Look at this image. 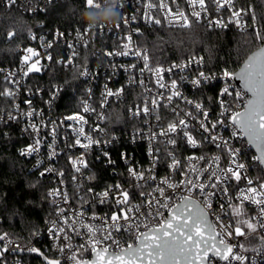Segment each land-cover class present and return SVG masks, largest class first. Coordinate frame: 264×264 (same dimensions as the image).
Returning <instances> with one entry per match:
<instances>
[{"label":"snow or ice","instance_id":"obj_1","mask_svg":"<svg viewBox=\"0 0 264 264\" xmlns=\"http://www.w3.org/2000/svg\"><path fill=\"white\" fill-rule=\"evenodd\" d=\"M106 0H84V7L88 11H102ZM119 13L120 21L128 28L125 35L120 37L119 50L106 51L107 57L133 56L142 66L137 63L129 65L110 64L113 74L122 70L128 74L127 86H136L144 90L140 102L133 108H129L131 118H143L147 132L137 128L132 136L133 142L146 139L149 144L148 155L150 166L147 169L129 165L127 172L130 187L125 188L123 184L116 183L108 185L103 191L95 192L93 188L86 189L90 199L80 196V208L73 210L72 216L65 215V209L58 207L57 216L60 218L61 226L57 221L51 222L48 235L54 241L57 251L64 256L63 264H217L224 261L231 264L232 261L242 262L245 257L236 249H244V244H232L230 240L235 237H244L246 234H256L258 228L264 230V176H258L256 180L248 174L249 165L242 159L247 155L246 149L254 148L257 154L251 156V160L264 173V24L258 18L253 6L247 8L236 7V0H210L213 9H210L206 0H187L192 7L191 15L199 21L201 14H209L214 10L221 13L227 9V18L220 16L209 19V27L227 29L229 25H235L239 30L252 29V34L261 45L255 53L248 57L238 73L224 69L219 74L206 73L197 70L194 77L180 75L179 78L165 80L164 73L173 74L175 70L185 73L193 64H202L203 57L193 55L186 62L172 64L164 68L160 64H151L146 49L133 42V31L139 33V28L131 29V24L138 17L133 14L130 17L123 16L118 8L124 5L118 4V0H107ZM29 7L25 11L34 13L47 11L48 5L53 0H45V5L39 7L33 4V0H27ZM176 4L177 0H171ZM7 7L17 5V0H5ZM198 5L199 10H196ZM157 9L164 13V19L169 26L174 22L179 23L182 28L191 27V23L185 12L177 4V11L173 13L166 0H146L144 12L141 19L146 23L161 25L160 18L152 15V10ZM247 17L248 19H245ZM249 20L251 23H249ZM182 21V23H180ZM41 27H43L41 25ZM116 29L121 28V23L116 24ZM106 25H86L83 31H76V40L82 42L86 48L91 39L105 34ZM108 32L111 29L107 30ZM14 32H8L7 37L11 39ZM65 33L58 29L53 33L54 41H59ZM88 37V39H85ZM32 40L39 39L44 54L41 55L33 47L23 49L24 55L20 60V67L3 73V87H0V98L5 101V106L0 107V124L5 127L11 123L24 122L22 133H30L32 143L20 149L21 156L39 155L41 148H47V159L54 162L63 152L68 156L69 163L76 175L72 180L76 181L78 176L83 180L95 179V174L84 176V170L89 168L88 156L93 146L100 147L101 141L94 139L90 132H85L88 120L81 113H74L64 117L60 121L44 120V110L36 109L33 98L39 96L43 99L44 89L35 86L28 77L41 73L46 67L43 61L52 62L53 55L49 49L54 47L53 41H45L44 36L37 37L31 34ZM71 55L64 60H56V63L65 66L73 65L78 56L75 45L68 43ZM148 73V76H145ZM80 76L89 77L91 74L85 68L79 73ZM213 81H220L222 87L215 98L209 97L210 103L215 104L218 115L215 120L211 118V108L207 107L201 100H192L186 97L182 91L184 84H190L195 89H200ZM236 81L237 83H233ZM125 86L113 91L104 85L101 94L100 108L103 109L108 103L109 97L119 99L124 93ZM162 90V91H161ZM51 95L47 101L49 110L59 95V89L48 90ZM91 98L92 90H87ZM23 96V99H21ZM181 102L186 106L181 108ZM21 105H25L22 108ZM161 108L170 109L174 119L166 125L161 124L162 117L159 114ZM82 113H95L87 101L81 105ZM99 119H105L103 112L96 113ZM40 122L37 123V118ZM71 122V123H67ZM71 130L74 138L70 141L68 133L63 137L60 128ZM232 129L231 136L242 141L240 147H235L229 140L220 135L221 128ZM42 130L45 132L41 135ZM92 132H103L98 126L92 128ZM8 136L7 132L3 133ZM50 137V139H49ZM116 139L115 137L112 138ZM59 142L64 147L60 148ZM111 144L112 140L103 141ZM160 143L165 145L164 156L160 155ZM206 144L212 145L221 151H226L228 157L227 166L221 165V156L218 155H190L178 158L177 151L183 146L185 148L199 150ZM83 149L79 156L73 152L74 149ZM107 165L115 164L110 154L101 149ZM96 159H100L97 157ZM121 159L126 164L129 158L126 153H121ZM43 163L38 160V166ZM166 164L169 175L159 177L157 166ZM47 174H55L60 177L61 185L64 184L65 172L50 166L40 171V177ZM179 176V180L174 177ZM243 181L244 187H241ZM35 186V185H33ZM83 187V182L77 184V189ZM235 189L230 191V189ZM49 197H60L65 204L69 202L68 193L63 188L50 189ZM139 197V202H136ZM219 204L221 213L211 211L214 201ZM227 202V204L224 203ZM53 203H56L53 200ZM111 204L109 213L99 216L92 211L89 222H85V205L94 209L97 205ZM254 206L255 215H250L247 208ZM167 213V214H165ZM214 216V219L212 217ZM224 216L229 217L225 222ZM98 221L99 223H93ZM256 221V223H253ZM79 224V227H77ZM84 236L85 242L73 247L71 235ZM127 234L132 242L122 246L117 234ZM33 236H39L34 231ZM260 239L264 240V231L259 233ZM64 241L66 243H58ZM0 264H7V255L27 251L31 254L43 257L45 264H62V260L51 259L35 246L27 249L16 244L9 233L0 234ZM11 246V247H10ZM90 252L92 258H85L83 253ZM67 253V255H64ZM19 264V261H17Z\"/></svg>","mask_w":264,"mask_h":264},{"label":"built area","instance_id":"obj_2","mask_svg":"<svg viewBox=\"0 0 264 264\" xmlns=\"http://www.w3.org/2000/svg\"><path fill=\"white\" fill-rule=\"evenodd\" d=\"M62 0H53V3L60 2ZM250 0H236V7H244L247 8L252 4L249 3ZM122 2L123 7L118 8V11L123 15L130 17L133 14H135L138 19L136 22L131 24V29L134 30L136 28H139L141 31V28L144 26H153L155 24L146 23L142 17L144 12V6L146 3V0H118V4ZM169 7L172 8L173 13L177 11V4L181 10L185 12V15L188 16L189 21L191 25L194 24H200L204 25L209 29H215V30H231L235 32H251V28H247L246 30H239L237 27L233 25H229L227 29H220L215 27H209L208 20L209 19H216L220 16H223L224 18H227L229 15V12L227 9L222 10L221 13H216L214 10L210 11L209 14H201V19L199 21H196V19L191 15L192 7H190L187 3V0H177L176 4L171 3V0H166ZM153 3H157V0H153ZM206 3H208V6L210 9H213V5H211L210 0H206ZM33 4L38 5L39 7H43L45 5V0H33ZM48 5V8L52 5ZM0 6H6L5 0H0ZM17 7L20 10H22L24 13H28L30 15H35L39 13H45V11H37L34 13L25 11L26 8L29 7V4L27 3V0H17V5L12 6ZM47 8V10H48ZM254 8V7H253ZM196 10H199L198 5L196 6ZM255 13L257 17L259 18V11H257L255 8ZM152 15L155 17H158L161 19L162 23L170 28H182L179 26V23L174 22L172 26H169L168 21L164 19V13L162 11H159L157 9L152 10ZM245 19H248L245 17ZM118 23H121V28L118 30L116 29V24H110L108 22H101L98 23V25H106L105 34L98 35L90 40L88 46L85 48L82 44V42L76 40V31L80 30L83 31L84 27L87 25L86 23L82 26L73 28V29H59V31L65 33V36L61 38L59 41H54L53 39V33L57 29H50L47 28L43 22L38 23V28L32 30L27 38V41L22 42L18 44L16 48V53L19 56V60L17 63L12 64H2L0 63V69H4L5 72L9 70H16L20 67V60L22 55H24L23 49L27 47H33L37 51L41 53V55L44 54V49L41 48V41L39 39L32 40L31 34H35L37 37L44 36L45 41H53L54 47L52 49H49L48 51L52 53L53 55V61L47 62L42 60V64H46L47 67L39 74H33L28 77V80L32 82V87L35 88V86H39L43 88L45 91L43 93V99H41L39 96H35L33 98V104L36 109H43L44 110V120L47 121L49 119L60 121L64 117L74 114V113H81L85 116V118L88 120V125H85V132H90L94 139H99L102 143L100 147L93 146L90 155L88 156L89 160V168L84 170V176H91L93 173L95 174V179L91 181H85L83 180L82 176H78L76 181L72 180V176L76 175L72 169L71 164L69 163L68 156L64 155L63 152L59 157L56 158L54 162L49 161L47 159L48 149L42 147L41 152L39 155L33 154L31 156H22L24 159H27L30 162V169L33 171H36L38 174L40 171H43L45 167L50 166V164L57 169L63 170L65 172L64 176V184L61 185L60 183V177H57L55 174H47L45 179L49 181V188H63L67 191L69 202L65 204L63 200L60 197H49L51 206L53 207V212L50 215V217L46 220L44 226L38 231L39 236H34V242L24 243L21 240H15L11 238L16 244L20 245L21 247L27 249L28 247L35 246L38 247V245L35 243L41 242L42 247L44 251L50 252L52 255L51 259H61L62 264L64 261V256L59 253L54 246V241L49 238L48 235V228L51 227L52 221H57L58 226H61L60 218L57 216L58 207H62L65 209V215L72 216L73 210H78L81 205V201L79 199L80 196H85V199H90V195L86 193V189L91 187L94 189L95 192H101L103 191L108 185H115L116 183H121L125 188L130 187V181L128 177L127 169L129 165L142 167L144 169H147L150 166V158L148 155V148L149 144L146 139H137L135 142L132 140V136L135 133V130L137 128H140L144 130L145 132L148 131L144 124L143 118L133 119L130 116L129 108L135 107L140 102L141 94L144 92V90L140 87L136 86H127L128 82V74L124 71L120 70L116 74H113V71L110 67V64H116V65H129L132 63H137L138 60L136 57L133 56H114V57H107L104 55V52L106 51H115L119 50V45L121 43L120 37L125 35L128 31V28H125V26L122 24V22L119 20ZM182 23V21H180ZM249 23L251 21L249 20ZM41 25L43 27H41ZM111 29L110 32L107 30ZM139 33H136L133 31V42L135 44H138L141 46V48L146 49L147 53L150 57V63L160 64L163 65L164 68H168L172 64H180L182 62H186L190 57L184 58L181 60H172L168 62H162L157 63L154 61L151 50L148 46H144L139 42ZM85 39H88V37H85ZM68 43H73L75 45L76 52L78 53V56L74 59L73 65L65 66L63 64L56 63V60H59L63 58L64 60H67V58L71 55V49L67 47ZM197 57H203V63L202 64H193L191 65L190 69L187 70L185 73H180L179 70H175L173 74H168L167 72L164 73L165 80H169L170 78H179L180 75H187L189 77H194L197 74V70L205 71L206 73L211 74H219L224 69H228L231 72H234V70L230 69L229 67L223 66L221 68L208 70L206 66V59L203 54L198 53L195 54ZM142 61L138 62V66H142ZM58 66H63L66 73V80L67 83L56 80V72L58 70ZM85 68L90 72L89 77H83L80 76L79 73L83 71ZM145 76H148V73H145ZM3 81V73H0V82ZM107 83L108 87L111 88L113 91L116 89H119L121 86H125L124 93L122 96L117 99L116 97H109L108 103L105 105L103 109L100 108V101H101V94L104 91V85ZM233 83H237L236 81H233ZM0 87H3V84L0 83ZM222 87V83L220 81H213L212 84H209L205 87H202L200 89L193 88L190 84H184L182 91L186 97L192 100H201L204 102V104L211 108V118L213 120L216 119L219 109L218 107L210 103L208 98L212 97L215 98L220 91V88ZM92 90L91 98H89V94L87 92L88 89ZM49 89L56 90L59 89V95L56 98V100L53 102L51 109L49 110V107L47 104H45L44 101H47L49 99V96L51 93L48 91ZM162 91V90H161ZM67 95L68 99L64 98L63 96ZM64 98V101H63ZM21 99H23V96H21ZM83 101H87L93 108L96 109L95 113H82L81 105ZM62 103V104H61ZM65 103V104H64ZM66 107H69V109H64ZM5 106V101L3 98H0V107ZM22 108L26 109L25 105H21ZM181 108H185L186 106L181 102ZM103 112L105 115V119H99L96 113ZM159 114L162 117L161 124L166 125L168 122L177 119L176 117H173L170 109L161 108L159 110ZM40 122V118H37V123ZM71 123V122H67ZM10 125L16 127L20 133V135L24 138V142L19 148H24L28 144L32 143L31 134L30 133H22V128L25 127V124L23 121L20 123H11ZM99 127L100 129H103V132H92L93 127ZM65 132L68 133V138L71 141L74 136L71 133V130L65 129L63 127L60 128V135L63 137ZM232 129L230 127L228 128H221L220 129V135H222L226 140H229V142L234 145L235 147H240L242 141L236 137L231 136ZM45 132L42 130L41 135H44ZM115 137L116 139H112ZM50 139V137H49ZM105 140H112L111 144H104L103 141ZM60 148H63L64 145L62 142H59ZM161 149L160 155L164 156V148L165 145L163 143H160L158 145ZM101 149L103 151H106L110 154L111 158L116 161L115 164V173L113 172V166L107 165V161L105 157L101 154ZM83 149L76 148L73 150L74 154L76 156H79L80 152H82ZM195 152L196 155L206 154V155H218L221 156V165L227 166L228 163V157L226 154V151H221L220 149L215 148L212 145L206 144L203 148L199 150H193L185 147H181L177 151L178 158L187 156ZM247 155L242 156V159L249 165V175L256 180V178L259 176L257 173L258 166L251 160V156L255 155V151L253 148L246 149ZM121 153H126L129 158V163L126 164L124 160L121 159ZM97 157H100V159H96ZM42 160L43 163L38 166L37 161ZM104 170H108V173ZM157 173L159 177H164L169 175V169L167 168L166 164H160L157 166ZM109 174V176H108ZM175 180H179V176L174 177ZM83 182V187L77 189V184ZM241 187H244L243 181L241 182ZM235 189H230V191H234ZM53 200L56 201V203H53ZM140 198L136 197V202H139ZM221 201L217 200L214 201L211 211L213 213L220 214L221 210L219 207V204ZM225 204H227L226 201H224ZM85 207V222H89L87 220V217H90L92 214V211H95L99 216H103L105 213H109L110 208L112 207L111 204H104V205H97L94 209H89L87 205ZM248 208L252 211V215H255L253 208L254 206H248ZM167 214V213H165ZM225 222H228L229 217L224 216L223 217ZM214 219V216L212 217ZM93 223H99L98 221ZM253 223H256V221H253ZM77 227H79V224H77ZM264 230H260L258 228L256 234H246L244 237H235L230 240V243L232 244H242L246 239H251L254 236H257L260 238L259 233ZM2 234V233H0ZM71 243L73 247H77L79 244L85 242L84 236H75L74 234H71ZM119 239L121 240L122 246L126 245L129 242H132L129 240L128 235L125 234H117ZM264 242V240H262ZM2 243V242H0ZM58 243H66L64 241H60ZM11 247V246H10ZM247 249V248H246ZM236 251L243 255L245 257L242 264H264V249H255L250 250L247 249L246 251L244 249H236ZM27 251L24 252H17L15 254H8L7 264H17V261H19V264H31V261L27 259ZM64 255H67L65 253ZM85 258L90 259L91 253L85 252L83 253ZM70 264V262H69ZM217 264H227V262L224 261H217ZM231 264H241V262L232 261Z\"/></svg>","mask_w":264,"mask_h":264},{"label":"trees","instance_id":"obj_3","mask_svg":"<svg viewBox=\"0 0 264 264\" xmlns=\"http://www.w3.org/2000/svg\"><path fill=\"white\" fill-rule=\"evenodd\" d=\"M249 3L259 11V18L264 17V0H250ZM85 11L84 0H62L52 4L45 13L35 15L24 13L17 7L0 6V63L18 62V44L27 41L29 33L39 27V22L50 29H73L85 24L81 19ZM260 22L264 24V19ZM10 31L15 33L11 39L7 37ZM139 42L149 47L157 63L201 53L208 70L226 66L234 71L261 44L252 31L215 30L200 24L170 28L163 23L142 27ZM66 73L63 66H58L56 80L67 83ZM63 97L68 99L67 95ZM64 109L69 107L65 105ZM4 132L8 133L7 137ZM23 142L24 138L16 127L0 124V233L7 232L15 240L29 243L34 242L32 233L44 226L53 207L48 196L49 181L31 170L30 162L19 153ZM104 171L108 173V170ZM257 173L264 176L259 167ZM247 210L252 215V211ZM35 243L46 256L52 257L50 252L44 251L41 242L36 240ZM242 244L250 250L264 249V242L257 236ZM27 259L31 264H45L43 257L36 254L28 253Z\"/></svg>","mask_w":264,"mask_h":264},{"label":"clouds","instance_id":"obj_4","mask_svg":"<svg viewBox=\"0 0 264 264\" xmlns=\"http://www.w3.org/2000/svg\"><path fill=\"white\" fill-rule=\"evenodd\" d=\"M81 19L87 25H96L101 22H108L110 24H115L119 22V13L113 7V5L109 2H105L103 5L102 11H85L81 17Z\"/></svg>","mask_w":264,"mask_h":264},{"label":"water","instance_id":"obj_5","mask_svg":"<svg viewBox=\"0 0 264 264\" xmlns=\"http://www.w3.org/2000/svg\"><path fill=\"white\" fill-rule=\"evenodd\" d=\"M261 45V44H260ZM260 45L255 48L254 50H252L246 57L245 59L242 61V63L240 64V66L236 69L235 73H238L240 71V69L243 67V64L245 63V61L248 59L249 56H251L253 53H255L256 51H258ZM253 150L255 151V149L253 148ZM256 153V152H255ZM257 154V153H256ZM92 258V257H91ZM90 258V259H91Z\"/></svg>","mask_w":264,"mask_h":264}]
</instances>
